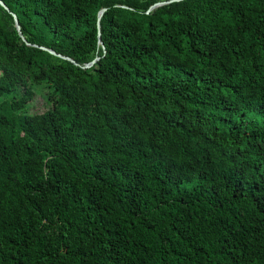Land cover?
<instances>
[{"label": "trees", "instance_id": "obj_1", "mask_svg": "<svg viewBox=\"0 0 264 264\" xmlns=\"http://www.w3.org/2000/svg\"><path fill=\"white\" fill-rule=\"evenodd\" d=\"M1 1L0 264H264V0Z\"/></svg>", "mask_w": 264, "mask_h": 264}, {"label": "water", "instance_id": "obj_2", "mask_svg": "<svg viewBox=\"0 0 264 264\" xmlns=\"http://www.w3.org/2000/svg\"><path fill=\"white\" fill-rule=\"evenodd\" d=\"M176 1H179V0H167V1H162V2H158V3H154V4H152L151 6H149V8L147 9V12H149V11L153 10L154 8L159 7V6H161V5H165V4H168V3H171V2H176ZM0 6H1L2 8H4V9H6V10L9 11V8H8V7H7V6H6L1 0H0ZM105 9H106V8H101V9L99 10V12H98V15H97L98 37H100V31H99V20H100V18H101V16H102L103 12L105 11ZM147 12H146V13H147ZM12 15H13V18H14L15 27H16V29H17L19 35L21 36V38H22L23 40H25L24 36H23L22 33H21L20 25H19V22H18V19H17L16 15H15L14 13H12ZM26 43L29 44V42H26ZM100 43L102 44L101 41H100ZM40 48H41L42 50H46V51H48L50 54H52V55H54V56H57V57H59V58L65 59V60H68V61L72 62L74 65L79 66L76 62H74V61L71 60L70 58L65 57V56H62V55H60V54H58V53H55L54 51H52V50H50V49H46L45 46H40ZM97 60H98V58H95L94 60L90 61L89 63L84 64L83 66H81V68H88V67H90L92 64H94Z\"/></svg>", "mask_w": 264, "mask_h": 264}, {"label": "rangeland", "instance_id": "obj_3", "mask_svg": "<svg viewBox=\"0 0 264 264\" xmlns=\"http://www.w3.org/2000/svg\"><path fill=\"white\" fill-rule=\"evenodd\" d=\"M42 104V100L40 98L39 95L36 96V98L33 100V102L28 106L29 108V112L33 113V112H38L41 109V105Z\"/></svg>", "mask_w": 264, "mask_h": 264}]
</instances>
